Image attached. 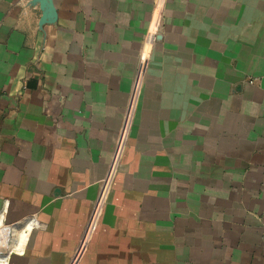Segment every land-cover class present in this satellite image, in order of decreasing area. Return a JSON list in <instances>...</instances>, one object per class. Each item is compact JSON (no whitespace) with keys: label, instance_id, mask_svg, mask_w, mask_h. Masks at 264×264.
<instances>
[{"label":"crops","instance_id":"crops-1","mask_svg":"<svg viewBox=\"0 0 264 264\" xmlns=\"http://www.w3.org/2000/svg\"><path fill=\"white\" fill-rule=\"evenodd\" d=\"M154 2L0 0L8 264H264V0H167L124 131Z\"/></svg>","mask_w":264,"mask_h":264},{"label":"built area","instance_id":"built-area-1","mask_svg":"<svg viewBox=\"0 0 264 264\" xmlns=\"http://www.w3.org/2000/svg\"><path fill=\"white\" fill-rule=\"evenodd\" d=\"M166 4H167V0H155V2H154L152 25L149 27V29L146 33V36H145L142 55L140 57L139 66H138L137 78H136V81H135V84L133 87V95H132L131 102L129 104L128 113H127L126 120H125L124 127H123L124 131H125V127L128 123L130 115L132 114V116H133V110L135 107L134 105L136 104L135 100L137 99V96L139 94V88H140L142 76L144 74V70L146 68V64L148 62V59L150 57L149 56L147 61H145L143 56H144V53L147 52V49L150 47V45H151V52H150V55H151L153 48H154V45L158 41L159 27H160V23L164 17V13L166 10ZM155 22L157 25H156V28H153V24ZM131 120H132V117H131ZM123 142H124V140H123ZM121 145L123 146L122 142L120 143V147L118 148L117 155H116L115 159L117 158L118 154L121 153V150H122ZM113 163H114V161H113ZM112 166H113V164H112ZM112 166H111V168H112ZM109 175H111V172H109ZM109 175H108V177H109ZM108 177L106 178V180L104 182L103 188L105 186L106 181L108 180ZM102 191H103V189H102ZM101 200H102V193H101L100 197L98 198V201L96 202L95 209H94V212H93V215L91 217L90 224H89V231H91L95 228L97 221L99 219V216L101 214V210H102V207L100 209ZM105 200H106V198H105ZM31 224L33 227H35L37 224L36 220L31 219ZM14 226L15 225H8L5 221H2L0 223V255L4 256L10 251V246L12 245V242L14 240V238H13L14 230H15ZM3 248H7L6 250H8V252H6V253L2 252L1 250ZM21 253H23V248L20 249V254Z\"/></svg>","mask_w":264,"mask_h":264},{"label":"bare ground","instance_id":"bare-ground-1","mask_svg":"<svg viewBox=\"0 0 264 264\" xmlns=\"http://www.w3.org/2000/svg\"><path fill=\"white\" fill-rule=\"evenodd\" d=\"M2 222V220H1ZM0 222V223H1ZM15 230H14V240L12 242V246L10 248V251L6 254V255H0V264H8L10 263V255L13 253H17L20 254V249H22V247L25 245V242L27 240L28 235H30V231L32 230L33 226L31 224V221L27 224H25V226L21 229L20 225H15ZM21 230V231H20ZM9 260V261H8Z\"/></svg>","mask_w":264,"mask_h":264},{"label":"water","instance_id":"water-1","mask_svg":"<svg viewBox=\"0 0 264 264\" xmlns=\"http://www.w3.org/2000/svg\"><path fill=\"white\" fill-rule=\"evenodd\" d=\"M33 5H39L42 11V17L39 27L42 29L45 25L55 24L58 19L57 9L54 0H31Z\"/></svg>","mask_w":264,"mask_h":264},{"label":"rangeland","instance_id":"rangeland-1","mask_svg":"<svg viewBox=\"0 0 264 264\" xmlns=\"http://www.w3.org/2000/svg\"><path fill=\"white\" fill-rule=\"evenodd\" d=\"M122 130H123V127H122ZM116 155H117V153H116ZM116 155L114 156V157H116ZM115 159V158H114ZM113 164V163H112ZM110 172V171H109ZM109 175V174H108ZM101 194V193H100ZM7 248H3L1 251L2 252H4V253H6V252H8V250H6ZM12 255H14V254H12Z\"/></svg>","mask_w":264,"mask_h":264}]
</instances>
